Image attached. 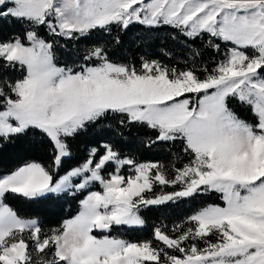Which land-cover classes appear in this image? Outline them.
Returning <instances> with one entry per match:
<instances>
[{
    "label": "snow or ice",
    "instance_id": "snow-or-ice-1",
    "mask_svg": "<svg viewBox=\"0 0 264 264\" xmlns=\"http://www.w3.org/2000/svg\"><path fill=\"white\" fill-rule=\"evenodd\" d=\"M8 18L28 27L0 40V140L35 129L53 156L49 165L31 161L0 175V264H264V0H0V19ZM133 25L170 26L191 40L207 35L233 47L203 78L159 60L141 57L139 68L114 61L107 42L86 51L90 64L60 66V39L115 28L112 43L120 45ZM208 46L220 50L213 39ZM5 69L22 75L11 80ZM233 101L254 119H242ZM110 117L122 128L153 130L146 147L182 142L188 162L173 164L169 177L165 165L139 163L106 142L57 178L72 155L69 140ZM92 185L99 190L88 191L78 214L48 232L6 202L10 194L36 200ZM157 185L179 190L157 195ZM207 192L220 193L223 206L203 207L172 235L157 227L154 239L164 247L110 235L143 227L144 209Z\"/></svg>",
    "mask_w": 264,
    "mask_h": 264
},
{
    "label": "trees",
    "instance_id": "trees-1",
    "mask_svg": "<svg viewBox=\"0 0 264 264\" xmlns=\"http://www.w3.org/2000/svg\"><path fill=\"white\" fill-rule=\"evenodd\" d=\"M27 27V24L12 18L0 19V40L22 35ZM40 31L47 35V29L42 28ZM116 34L114 28L111 34L96 30L79 40L60 39L59 45H63V47L57 46V59L60 66L90 64V61L83 60L86 51L95 45L107 42L110 58L114 61L135 64L139 68L141 57L159 60L170 67L194 69L203 78L207 74L204 69H213L218 62L225 58L231 47V44L225 45V42L216 41L215 38H210L207 35L203 39L191 40L180 35L176 29L170 26L148 29L141 25H133L127 32L120 33L122 41L120 45L112 43V36ZM172 37H176V39L174 40ZM49 38L51 39V37ZM209 39L220 44L218 52L208 46ZM194 51H199L201 55L194 58L192 55ZM2 63L0 61V64ZM3 73L11 80L18 79L22 75L20 71L11 69H5ZM231 106L242 119L249 121L254 119L250 110L239 102L233 101ZM118 119L119 117H110L105 121L91 125L86 132L70 139L72 155L65 158L57 172V177L83 163L88 158L91 148L106 142L115 144L122 156H132L137 162L150 161L165 165L169 177L175 174L173 164L179 168L188 162L189 156L183 152L182 142H159L151 147H146L148 139L155 138L156 133L147 126L141 125H129L122 128L117 123ZM118 132H123V135H118ZM52 156L53 146L48 138L38 130L29 129L8 141L0 140V175L10 173L15 168L31 161L49 165ZM112 168L111 165L108 166V170H112ZM162 187L166 192L172 189L171 186L157 185L154 192H158ZM94 189L97 190L98 186L92 185L89 189L83 192L78 191L75 194H48L36 200L10 194L6 202L17 211L18 215L25 218H37L43 230L48 232L50 229L59 227L64 220L71 218L78 211L79 203L86 193ZM223 204L220 193L207 192L192 198L151 206L142 210L141 214L146 221L143 227L121 226L114 228L110 235L130 241L152 240L153 246L164 247L162 243L154 239V230L157 227L172 235L171 230L176 225L184 224L185 228L189 227L187 219L201 208ZM208 239L214 240L215 237ZM195 243L200 246L203 242L195 241ZM167 251L173 255H181L178 252Z\"/></svg>",
    "mask_w": 264,
    "mask_h": 264
},
{
    "label": "rangeland",
    "instance_id": "rangeland-1",
    "mask_svg": "<svg viewBox=\"0 0 264 264\" xmlns=\"http://www.w3.org/2000/svg\"><path fill=\"white\" fill-rule=\"evenodd\" d=\"M233 47V45H231V47H230V49ZM229 49V50H230ZM85 162V161H84ZM83 162V163H84ZM83 163H81V164H83ZM139 163H157V162H150V161H145V162H139ZM80 164V165H81ZM80 165H78V166H80ZM22 166V165H21ZM78 166H75V167H78ZM75 167H73V168H75ZM72 169V168H71ZM71 169H69V170H71ZM68 170V171H69ZM112 170H113V168H112ZM112 170H108V171H112ZM67 172V171H66ZM66 172H64V173H62V174H60L59 176H62V175H64ZM123 173L124 174H128L129 173V168L126 166L125 167V169H123ZM58 176V177H59ZM57 177V178H58ZM172 187V186H171ZM94 190H96V189H94ZM94 190H90V191H94ZM97 190H99V189H97ZM165 190V188L164 187H162V188H160L159 189V191L158 192H154L155 194H159L161 191H163V192H165V193H170V192H173V191H177V190H179V186L177 185L175 188L174 187H172V189L170 190V191H164ZM88 193V192H87ZM87 193H86V195H87ZM50 194H54V193H50ZM85 195V196H86ZM149 195H151V193H149ZM85 196L83 197V199L85 198ZM220 206H223V205H220ZM206 207V206H205ZM202 209V208H201ZM79 210H80V203H79V207H78V211L72 216V217H74L75 215H77L78 214V212H79ZM198 212V211H197ZM195 214V213H194ZM71 217V218H72ZM68 219H70V218H68ZM67 220V219H66ZM25 236H27V233H25ZM119 238V237H118ZM214 241V240H213ZM29 244L31 245V241H29ZM204 246V244L202 243L200 246H198V247H203ZM47 251V250H46Z\"/></svg>",
    "mask_w": 264,
    "mask_h": 264
}]
</instances>
